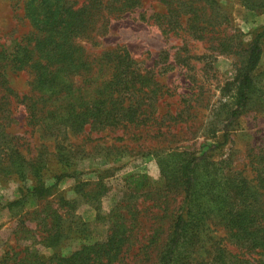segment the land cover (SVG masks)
<instances>
[{"label":"rangeland","instance_id":"374dc122","mask_svg":"<svg viewBox=\"0 0 264 264\" xmlns=\"http://www.w3.org/2000/svg\"><path fill=\"white\" fill-rule=\"evenodd\" d=\"M31 1L0 0V264H159L181 212L169 264H263L247 206L264 201V37L228 116L264 0H119L74 32L88 63L52 87L13 57L41 26ZM115 48L128 57L100 58ZM41 183L45 195L28 192Z\"/></svg>","mask_w":264,"mask_h":264},{"label":"trees","instance_id":"16d2710c","mask_svg":"<svg viewBox=\"0 0 264 264\" xmlns=\"http://www.w3.org/2000/svg\"><path fill=\"white\" fill-rule=\"evenodd\" d=\"M65 4V0H32L33 15L31 19L34 23L41 24V26L39 30L32 32L29 36L31 38L34 36L32 38L34 39L33 43L19 45L15 50V55H13L15 57L19 52L16 60L18 61L17 64L21 66L31 62L34 67L35 83L39 87H41V84L52 87L56 78L63 76L64 73H78L77 70L84 63H88V56L80 45L75 44V36L87 31L90 24L93 23L94 17L97 18L102 9L111 15H118L123 9L122 4H119V0H86L76 6L72 3ZM74 32L78 34H74ZM263 37L264 25L247 45L246 60L241 68L236 85L235 102L230 110L229 120L239 115L249 99L252 72L255 70L261 56ZM1 54L2 50H0ZM127 57L128 54L125 53L123 48L106 50L100 55V58L106 60V62ZM2 66L6 67L4 62L0 61V67ZM14 66L16 65H10L11 68H8L12 70ZM36 107V104L33 103L29 108V117L36 119V111L34 110ZM198 159L199 157L192 156L182 164L181 174L184 183L185 203L190 196L192 186V166L194 161ZM37 169L38 167L35 169V173ZM61 176L62 174L58 175L57 180ZM143 178L144 176L141 174H133L127 176L125 182L129 187L141 188L144 184ZM48 191L49 186L47 187L42 183L28 190L29 193H34L37 196L45 195ZM19 202L21 200L16 199L9 202V204L15 205ZM183 219L184 216L181 212L177 215L171 237L165 245L159 264L170 263L181 241L180 228ZM247 235L252 248L258 249L259 254H264V201L258 206L253 204L247 206Z\"/></svg>","mask_w":264,"mask_h":264}]
</instances>
